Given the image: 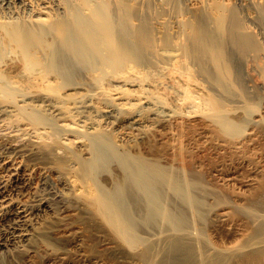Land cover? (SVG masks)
Segmentation results:
<instances>
[{"label": "bare ground", "instance_id": "1", "mask_svg": "<svg viewBox=\"0 0 264 264\" xmlns=\"http://www.w3.org/2000/svg\"><path fill=\"white\" fill-rule=\"evenodd\" d=\"M70 1L0 0V120L21 121L0 130V249L21 246L42 206L22 201L30 178L14 160L42 152L61 166L73 160L83 204L145 264H264V90L237 86L246 53L260 55L264 75V53L234 5L188 0L177 44L166 31L155 35L149 21L152 7L172 10L179 0ZM251 3L264 25V0ZM12 53L19 61L8 60ZM160 62L174 68L166 83L180 98L171 105L166 92H156ZM141 68L155 80L135 95L112 90L111 119L147 106L165 125L181 130L197 120L201 127L159 156L119 148L91 119L94 107L84 95L104 75L135 86L131 76ZM194 71L210 92L193 80ZM79 72L86 81L70 82ZM128 113V123L138 124L139 110ZM67 118L77 119L65 123L77 128L64 125ZM66 130L79 133L85 154L63 141ZM246 167L249 176L234 187Z\"/></svg>", "mask_w": 264, "mask_h": 264}, {"label": "rangeland", "instance_id": "2", "mask_svg": "<svg viewBox=\"0 0 264 264\" xmlns=\"http://www.w3.org/2000/svg\"><path fill=\"white\" fill-rule=\"evenodd\" d=\"M111 1L112 0H90V2L94 4H109ZM70 2L79 4L82 0H71ZM229 2L232 6L234 5L240 14L244 27L252 32L261 44L260 53H264V49L262 48L264 44V25L261 22L260 15L255 5L251 3V0H229ZM189 3L190 1L188 0H179L174 9L163 10L159 13L155 12L153 9L154 7H152L149 22L151 28H153L152 30H156L154 34L156 33L155 35H157L159 32V34H161L166 31L168 34H171L170 36H172V38L174 36V42L178 41L177 44H179V42L181 43L184 39L183 37H185V35H183L184 30H182L183 28L185 29L183 23L188 20L190 16V13L187 12L189 10L188 8L191 6ZM199 7H203V5H199ZM175 38L181 40H176ZM12 54H8L9 57L5 56L10 62L19 61L17 59L15 60V58L18 57ZM248 54L249 53H246L245 59H243L244 61L241 64V76L238 81L239 85L237 86L238 88L239 86L243 88L249 87L250 89L263 91L264 75L261 70L263 63L260 59V55L250 59L247 56ZM161 63L163 62L159 63L157 72L159 74V81L163 83L160 86L158 85L159 87L157 86V88L162 86V89L160 88L158 90L156 87L154 89H157L156 92H159L161 95H164L166 92L167 95L165 94L164 97L167 99L165 101L171 105V102H174L175 98H180L178 92L174 91L173 93V89L177 90L175 85L176 82H173L175 86L166 83L167 75L170 73L169 71H172L174 68L172 69V65H170L171 67L169 66V70L167 63H164L167 65L165 67L164 64L160 65ZM161 68L166 69L163 70ZM190 68L194 70V67ZM142 71L146 73L144 69L139 71V73L142 74ZM141 74H139L140 76L138 73L137 75L132 74L134 77H131L137 80V82L134 79L132 81L137 83L135 86H122L116 82H109L107 81V76L104 75L103 78H100L97 82H90V84L87 85V89L84 90L85 92L87 91L86 93L88 95L86 93H84V95L86 97L89 96L87 99L91 100L90 104L94 108L97 106L89 112L91 119L94 120L93 122L99 123L103 128H107L106 130L111 132V136L115 143L118 144L119 148L132 151H147L151 152L154 156H159L167 151L170 144H176V142H179L181 139L184 140L189 136L193 139L192 137L197 135L201 127L197 120L192 121V124H187V126L181 128V130L180 128H173L174 126L165 125L159 121L158 117H154V115L149 112L147 106L143 108L140 106L139 109L137 106L134 108L129 106V111L131 112L139 110L140 121H138V124H130L131 119L129 118L131 114H129L127 110L126 113L119 115L114 113V115L116 114L117 116L115 119L113 117L111 119L110 115L113 113L109 114L108 110L112 108L113 92L123 89V91H125L127 88L125 91L126 93L135 95L139 93L141 89L143 90V86L146 87L147 80H155L152 77L145 78V74ZM193 74H197L195 76L196 79L194 78L193 80H197L203 90L210 92V84L207 83L205 78L196 71H194ZM128 75L131 74L128 73ZM74 76H76V78H73ZM163 76H165V78ZM163 78L165 81H162ZM84 79L83 76H80L79 72L71 76L70 82L83 81ZM100 80L102 83H100ZM142 82L145 83L143 84ZM109 83H112L111 85H113V87H111ZM107 84L109 86H107ZM89 85L94 89H91V93L89 92L91 88ZM114 86H117L118 89ZM133 88L136 91L132 90ZM168 88H170V90ZM112 90L114 91L112 92ZM174 94L178 95L175 97ZM90 96H92V98ZM168 98H171V100ZM130 101L133 102L134 100ZM188 107H184L182 112H188ZM59 122L61 123L62 121ZM69 122L77 123V119L67 118L63 121V124L66 125L65 123ZM19 123H21V121L17 116L0 120V130L10 128V126L12 128ZM71 125L72 126H66L74 129L77 128L74 127L75 125ZM78 135L79 133L75 131L66 130V134L63 135L65 137H63V141H67L68 145H71L70 147H72L75 152L83 155L86 151H84L85 149L82 145V138L78 137ZM200 141L201 139H199V142ZM29 144L32 147V144ZM17 160L19 162L16 163L21 165L23 171L27 173L30 178V187L23 193V196H21L22 201L30 205L38 206V204H40L42 206L38 211L31 214V226L29 227L30 235L20 243L21 246H12L9 250L7 248L0 249V264H145L132 255L129 249L116 239L114 234H111L112 232L106 223L100 221V217L93 213L91 209L86 206L87 204H83V194L80 192H83L84 189L72 171V168L76 166L72 159H66L64 166H61L59 165L60 163L56 161L55 157H50L40 152L22 159H15L14 161ZM246 168L237 172L238 180L234 183V187L238 186L237 188H241L240 186H243L242 184L246 180L245 178L249 176L248 168ZM103 177H105V175L101 176V178Z\"/></svg>", "mask_w": 264, "mask_h": 264}]
</instances>
